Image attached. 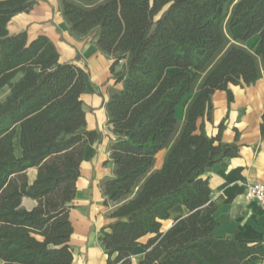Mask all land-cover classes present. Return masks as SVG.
I'll list each match as a JSON object with an SVG mask.
<instances>
[{
    "label": "trees",
    "instance_id": "16d2710c",
    "mask_svg": "<svg viewBox=\"0 0 264 264\" xmlns=\"http://www.w3.org/2000/svg\"><path fill=\"white\" fill-rule=\"evenodd\" d=\"M60 1L70 34L92 36L122 84L109 88L105 102L108 125L122 131L109 147L113 176L101 185L112 219L100 235L106 264H134L138 246L146 252L137 264L263 261L264 240L214 234L220 221L205 174L238 156L240 145L223 141L224 122L216 136L205 124L213 118L216 90H225L231 102L230 85L249 86L264 75V0ZM37 2L0 0V91L10 90L0 99L2 264H72L70 210L81 163L86 145L103 138L99 129H87L88 72L60 62L47 35L30 40L26 30L8 29ZM255 35L258 54L246 46ZM187 94L193 97L181 124L176 108ZM163 149V164L154 169ZM33 167L38 173L30 183ZM24 197L36 206L25 208ZM178 205L187 213L163 232L162 221Z\"/></svg>",
    "mask_w": 264,
    "mask_h": 264
},
{
    "label": "crops",
    "instance_id": "0c3cea01",
    "mask_svg": "<svg viewBox=\"0 0 264 264\" xmlns=\"http://www.w3.org/2000/svg\"><path fill=\"white\" fill-rule=\"evenodd\" d=\"M11 33L26 30L30 40L39 35H47L57 46L60 62H75L89 74V92L82 95L86 111L87 129H99L101 142L87 144L81 163V175L77 180L76 197L70 210V219L74 232L70 244L74 250L72 264H106L107 254L101 241V229L112 219L107 215L109 209L104 205L102 182L113 176L114 166L110 160V144L116 140L121 130L107 123L105 102L110 87L121 88L115 83L110 70L112 59L97 49L92 36L77 38L70 34L60 0H38L29 12L15 15L9 22ZM241 32V26L235 28L234 38ZM259 37L255 35L246 46L259 53ZM81 58L77 60V55ZM122 71L118 69L117 75ZM233 100L229 102L225 90H216L212 96L213 118L206 121V132L216 136L219 125L224 122L222 139L240 145L239 155L216 164L205 174L209 177L212 199L217 207L216 218L220 223L215 227L217 236L232 235L237 239L264 240V206L248 199L245 194L247 183L264 181V134L261 123L264 114V75L252 85H230ZM5 97L10 90L5 87ZM2 98V99H5ZM193 94H187L176 108V116L182 124L187 103ZM238 136V137H237ZM19 143V133L15 142ZM167 149L156 155L154 169H159L164 161ZM16 153L21 154L19 146ZM36 167L28 170L29 182L37 176ZM37 201L24 197L22 205L27 209L36 206ZM187 213V208L178 205L171 211V218L162 221V231L168 230L174 218ZM151 235L140 239L146 243ZM142 246L135 248L132 255L137 264L145 255ZM247 264H264L263 261Z\"/></svg>",
    "mask_w": 264,
    "mask_h": 264
},
{
    "label": "built area",
    "instance_id": "2783aa9c",
    "mask_svg": "<svg viewBox=\"0 0 264 264\" xmlns=\"http://www.w3.org/2000/svg\"><path fill=\"white\" fill-rule=\"evenodd\" d=\"M245 194L248 199L257 201L264 206V181H254L247 183Z\"/></svg>",
    "mask_w": 264,
    "mask_h": 264
},
{
    "label": "rangeland",
    "instance_id": "374dc122",
    "mask_svg": "<svg viewBox=\"0 0 264 264\" xmlns=\"http://www.w3.org/2000/svg\"><path fill=\"white\" fill-rule=\"evenodd\" d=\"M224 1H227V0H224ZM252 50L254 51V49H252ZM119 68H120V66L117 67V69H119ZM171 71H174V70H171ZM4 97H5V90L0 91V99H2V98H4ZM15 143H16V145L18 146L17 141H16ZM0 264H2L1 261H0Z\"/></svg>",
    "mask_w": 264,
    "mask_h": 264
}]
</instances>
